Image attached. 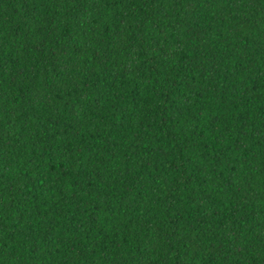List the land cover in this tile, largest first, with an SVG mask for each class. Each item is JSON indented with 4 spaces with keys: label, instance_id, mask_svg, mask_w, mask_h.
<instances>
[{
    "label": "trees",
    "instance_id": "trees-1",
    "mask_svg": "<svg viewBox=\"0 0 264 264\" xmlns=\"http://www.w3.org/2000/svg\"><path fill=\"white\" fill-rule=\"evenodd\" d=\"M0 264H264V0H0Z\"/></svg>",
    "mask_w": 264,
    "mask_h": 264
}]
</instances>
